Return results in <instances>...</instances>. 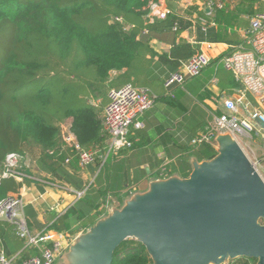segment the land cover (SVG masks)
<instances>
[{
  "label": "trees",
  "instance_id": "obj_1",
  "mask_svg": "<svg viewBox=\"0 0 264 264\" xmlns=\"http://www.w3.org/2000/svg\"><path fill=\"white\" fill-rule=\"evenodd\" d=\"M150 2L0 0V174L10 153L24 155L34 166L59 173L65 159L74 155L63 137L67 124L82 147L96 152L92 164L100 166L110 142L103 127L110 91L128 83L147 88L157 97L170 90L165 84L172 73L168 77L156 73V57L175 73L199 46L180 36L192 25L185 18L169 13L165 19L150 23ZM235 2L234 10L229 9L228 1L221 8L215 6V17L227 11L250 18L264 12V0ZM199 15L207 23L213 18L204 9ZM201 38L222 39L212 27ZM154 39L170 43V52L157 54ZM231 76L235 87H241ZM216 153L212 146L203 145L196 157L204 161ZM21 186L14 178H1L0 201L19 194ZM101 205L95 208L97 213L107 214ZM89 207L87 198L82 197L76 208L85 211ZM96 219L88 217L80 228H89ZM10 231L15 233L14 226L0 220V247L7 256L17 250H9L4 244ZM249 260L253 259L239 258L238 264L257 262ZM112 264L153 261L141 242L129 239L117 248Z\"/></svg>",
  "mask_w": 264,
  "mask_h": 264
},
{
  "label": "crops",
  "instance_id": "obj_2",
  "mask_svg": "<svg viewBox=\"0 0 264 264\" xmlns=\"http://www.w3.org/2000/svg\"><path fill=\"white\" fill-rule=\"evenodd\" d=\"M227 1L230 2L229 9L234 10L237 6L235 0H209L206 3L203 0H168L171 13L192 23L191 27L184 30L180 36L191 44H198V51H205L212 61L205 68L204 72H206L202 73L204 77L207 75V78L202 80L189 78L181 84H174L170 90L156 97L154 106L139 118L143 127L131 129V137L134 141L131 148H122L118 152L107 150L102 160L105 165L100 173L101 168L98 170L99 166L96 164L81 167L75 156L69 165L63 164L59 173L36 167L31 160L32 166L28 168L24 166V169H28L26 170L28 174L23 181H20L22 184L20 192L24 199V213L28 218L32 235L45 230H54L59 234L71 236L72 240L65 249V254L75 238L93 225L89 228H80V223L88 217L99 220L113 208L123 206L135 193L146 191L153 180L166 179L172 175L188 176L193 170L196 154L203 147V145L192 146L191 139L205 128L214 115L227 111L224 105L226 99L237 104L241 118L252 119L251 114L259 107V103L250 93L242 95L240 100L241 87H235L232 74L225 67L223 68L222 62V58L231 53L235 47L246 44L244 35L249 28L250 16L244 14L236 16L227 11L215 17V6L223 7ZM203 9L207 16H213L209 23L204 18L200 19L199 12ZM244 19L247 21L243 22ZM209 27L219 32L222 37L220 41L205 38L200 40ZM153 47L157 54H165L172 49L170 43L156 39L153 40ZM158 58L156 57L155 60L159 66L156 73L168 77L173 73L171 67L159 62ZM255 137L257 135L254 133L251 140L243 141L246 149L248 145L251 147ZM212 147L217 152V145ZM250 151L255 155L252 147ZM163 167L168 172L166 178L162 174ZM77 184L82 187L79 188ZM65 185L75 190H86L84 197L90 203L89 209L77 210L81 198L61 188ZM101 204L106 208L105 215L97 213L95 209ZM17 238V235L11 231L5 234L3 241L6 248L9 250L17 248L9 257L21 261L39 253L38 248L28 247L24 239ZM61 260L63 257L56 264H60Z\"/></svg>",
  "mask_w": 264,
  "mask_h": 264
},
{
  "label": "water",
  "instance_id": "obj_3",
  "mask_svg": "<svg viewBox=\"0 0 264 264\" xmlns=\"http://www.w3.org/2000/svg\"><path fill=\"white\" fill-rule=\"evenodd\" d=\"M255 122L264 128V120ZM141 242L153 264H264V178L230 134L212 159L185 177L150 182L79 234L60 264H112L126 240Z\"/></svg>",
  "mask_w": 264,
  "mask_h": 264
},
{
  "label": "built area",
  "instance_id": "obj_4",
  "mask_svg": "<svg viewBox=\"0 0 264 264\" xmlns=\"http://www.w3.org/2000/svg\"><path fill=\"white\" fill-rule=\"evenodd\" d=\"M168 0H151L147 19L150 23L165 19L171 9ZM211 3V2H210ZM222 7V5H218ZM120 20V18H118ZM246 44L222 58L226 70L231 72L236 81L241 85L240 100L245 93L252 94L259 107L251 114L252 119L241 118L238 114L237 104L226 99L224 105L226 112L216 114L205 128L191 139L194 147L201 145H217V137L221 134L232 135L242 146L258 172L260 173V160L243 144L255 135L264 138V128L260 127L255 118L260 116L264 120V12L257 13L250 18L249 28L245 31ZM246 45V46H245ZM211 57L203 50L196 52L189 60L183 62L178 71L172 73L166 81V87L176 83H183L201 72L211 63ZM157 96L149 89L128 83L119 89H112L109 93V103L104 109V132L109 137V152H118L122 148H131V129L141 128L143 124L139 118L151 109ZM63 137L66 145L73 151L81 167L92 164L96 158L93 149H86L77 141L71 126L64 127ZM73 157H67L64 164L69 165ZM104 162V161H103ZM24 166H32L27 157L18 153H10L2 164V178H14L23 181L26 174L22 171ZM164 178L168 176L167 169L162 168ZM261 174V173H260ZM263 177V176H262ZM73 192L77 198H82L86 190H75L67 185L61 187ZM24 199L21 192L12 194L0 201V220H4L15 228V234L26 241L29 247H36L39 253L19 261L15 257L7 256L4 248L0 247V264H56L63 257L65 249L72 240L71 236L59 234L54 230H45L32 235L28 218L24 213ZM42 244H45L44 246Z\"/></svg>",
  "mask_w": 264,
  "mask_h": 264
},
{
  "label": "rangeland",
  "instance_id": "obj_5",
  "mask_svg": "<svg viewBox=\"0 0 264 264\" xmlns=\"http://www.w3.org/2000/svg\"><path fill=\"white\" fill-rule=\"evenodd\" d=\"M224 68V66H223ZM228 71V70H227ZM204 72V71H203ZM202 72V73H203ZM206 72V71H205ZM204 72V73H205ZM229 72V71H228ZM200 74L198 76H195L196 79L198 80H202L204 78H207V75L204 77V74ZM192 78V77H191ZM98 102V101H97ZM251 147L254 150L255 153V157L260 160V173L264 178V138L261 135H257V137H255L254 143L251 144ZM251 147L248 145L247 146V150L250 152L251 156H254L253 153L250 151ZM105 165V163L101 166L98 167V170L100 169L99 173L101 172L103 166ZM26 170L28 169H22V171L24 172V174H28V172H26ZM129 174H131V172L129 171ZM254 260V259H253ZM253 260H249L250 262H252ZM62 261V260H61ZM227 264H238V259L235 260H231L229 261Z\"/></svg>",
  "mask_w": 264,
  "mask_h": 264
}]
</instances>
